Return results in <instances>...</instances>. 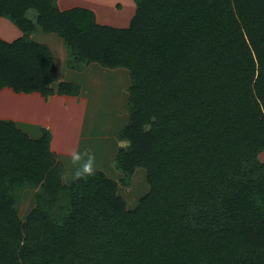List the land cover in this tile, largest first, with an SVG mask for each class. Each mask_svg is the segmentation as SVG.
<instances>
[{
	"label": "trees",
	"instance_id": "1",
	"mask_svg": "<svg viewBox=\"0 0 264 264\" xmlns=\"http://www.w3.org/2000/svg\"><path fill=\"white\" fill-rule=\"evenodd\" d=\"M126 28L57 0H0L21 36L0 38V90L78 96L57 80L36 30L61 38L66 65L124 68L127 122L100 170L62 182L42 127L0 120V264H264V0H133ZM137 168L147 193L118 195ZM35 189L24 219L17 202Z\"/></svg>",
	"mask_w": 264,
	"mask_h": 264
},
{
	"label": "rangeland",
	"instance_id": "2",
	"mask_svg": "<svg viewBox=\"0 0 264 264\" xmlns=\"http://www.w3.org/2000/svg\"><path fill=\"white\" fill-rule=\"evenodd\" d=\"M109 1L111 0H108L103 9V14L110 16L113 22L120 20L117 28H126L129 24L126 23L128 16L125 17L120 10H124L123 5L121 6L122 2L128 10L130 1ZM134 12L135 9L132 13L129 11V15L133 16ZM122 18L124 19L121 20ZM30 38L51 48L52 54L55 56L58 73L65 78L66 73L70 72H67L66 60L68 56L63 40L56 34L43 33L40 30L32 33ZM94 65L88 71L86 68L79 71H86L80 76V73L74 76L82 88L80 100H77L76 105L66 103L65 107H61L60 103L54 102L52 106L49 105L46 109H42L37 104H28L27 100L22 97L20 99L14 98L13 95L16 94L0 93V109L3 112L0 113L1 115L9 116L15 113L23 118L25 123L31 124L32 128L44 120L52 124L58 136L56 143L59 142L63 150L60 155L61 160L56 156L57 161L62 166L61 179L63 183L75 179L74 172L77 166L72 164L70 155L73 151L94 154L95 171H102L108 178L118 181L123 176L115 168L114 157L117 150L126 145V142L119 141L117 136L127 122V89L130 84L128 71L124 68L107 69L98 64ZM27 131L33 134L30 129ZM260 159L264 160V152L260 155ZM147 191L145 170L137 168L132 175L130 185L119 184L117 193L126 201V207L132 209ZM34 193L35 189L28 187L21 191L17 202L18 216L21 219H24L34 206Z\"/></svg>",
	"mask_w": 264,
	"mask_h": 264
},
{
	"label": "crops",
	"instance_id": "3",
	"mask_svg": "<svg viewBox=\"0 0 264 264\" xmlns=\"http://www.w3.org/2000/svg\"><path fill=\"white\" fill-rule=\"evenodd\" d=\"M116 1H118V0H111L109 2H116ZM128 1H130V5L128 6V10L130 11V13H132L133 9H135V5L133 3V0H128ZM107 2H108V0H57V4H58V7L60 10H67V9H70L73 7L87 8V9L92 10L95 13L98 23L119 27L118 22H120V20H117V21L114 20L115 22H113L112 18L110 19V16H106L105 14H103V9L105 8ZM122 5H123L122 8L124 10H122V11L120 10V12L124 13L125 17L128 16V17H126V19H128V21L126 23H129L132 15L131 16L129 15V11L125 8L123 2L121 4V6ZM123 19L124 18H122L121 20H123ZM19 36H21V32L11 22H9L7 19L0 18V38H2L5 41L11 42L15 38H18ZM40 44H42V43H40ZM49 49L51 50V48H49ZM53 59H54L55 73H56V77H57V80L52 84V87L54 89H56L57 83L61 82V81L79 84L80 82L78 80L74 79V76H76L75 74L80 73L79 74V76H80L84 72L93 68L95 66L94 64H96V63L89 64L87 67H85L86 71L84 70V72L72 70V69H69L67 67V72H70V73H66V76L64 78V76L62 74L58 73L55 56H53ZM66 62H67V60H66ZM70 74H72V75H70ZM4 92H6V94L10 93L11 95L16 94V95H13L14 98L20 99L22 97V98H24V100H27L28 104L34 103V104H37L38 106H40L42 109H46L49 105L52 106L54 102L60 103L61 107H65L66 103H68V105L69 104H75L76 105L77 100H80V97L82 94V88L80 85V92L81 93L78 96L54 94L52 96L47 97L46 99H44L38 93H30V94L18 93L17 94V93H12L13 91L11 89H8V88H3L0 90L1 94H3ZM1 94H0V97H1ZM0 113L1 114L3 113L1 111V109H0ZM1 114H0V120L13 121L17 125L18 128H20L23 132H25L32 139H38L41 136V128L42 127H45L47 129L49 128V131L51 132V135H52L51 141H50V149L53 153L56 154V156L58 157L59 160L62 159L60 155L63 152V150H62L61 146L59 145V142L56 143L58 136H57L55 129L52 126V124L48 123L47 120H44L43 122L41 121V122L37 123L36 127L32 128L31 124H27V122L25 123L23 121V118L19 117L15 113L10 114L9 116H5V115H1ZM27 129H30V131L33 134L28 133Z\"/></svg>",
	"mask_w": 264,
	"mask_h": 264
},
{
	"label": "clouds",
	"instance_id": "4",
	"mask_svg": "<svg viewBox=\"0 0 264 264\" xmlns=\"http://www.w3.org/2000/svg\"><path fill=\"white\" fill-rule=\"evenodd\" d=\"M71 162L76 165L74 178L87 180L95 175V155L89 153H81L73 151L71 154Z\"/></svg>",
	"mask_w": 264,
	"mask_h": 264
}]
</instances>
